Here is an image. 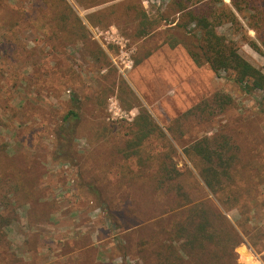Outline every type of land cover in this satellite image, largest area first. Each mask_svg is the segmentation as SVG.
Masks as SVG:
<instances>
[{"label":"trees","instance_id":"1","mask_svg":"<svg viewBox=\"0 0 264 264\" xmlns=\"http://www.w3.org/2000/svg\"><path fill=\"white\" fill-rule=\"evenodd\" d=\"M71 1L73 4L68 0H28V6H22L21 0H0V51L4 53L0 76L8 73L7 95H11L12 89L23 90L18 110L12 112L13 116L22 117L18 130L15 129V149L9 152V144L0 142V257L6 251L3 245H9L5 228L18 220L19 209L25 210L26 223L32 228L35 223L48 221L59 208L47 187L40 185L46 172L40 152H32L33 148H42L36 137L47 135L52 137L48 157L55 163L78 167L79 182L74 187L88 196L87 202H95L112 226L133 227L130 236L141 233L134 245L147 264H241L234 252L242 241L241 234L253 245L262 243L263 249L264 222L259 227L249 226V222L258 203L264 208V194L257 193L259 186L264 185V138L235 121L234 128L229 126L225 130L222 126L211 135L194 138L182 146L215 203L207 193H201L204 187L191 169L176 165L174 146L142 105H136L138 113L132 122H105L101 118L103 100L97 97L90 108L95 118L83 116L82 100L92 103V96L109 88L106 85L96 93L95 90L92 94L79 93L73 84L84 82L67 52L68 47L79 44L101 68L108 65V57L91 38L87 24L96 27L113 24L125 33L131 28V34L139 39L164 26V43L170 47L183 46L197 66L206 64L215 73L227 72L246 93L264 91V71L239 52L233 39L218 31L222 23L237 19L233 11L222 0H170L154 14L143 6L142 0ZM232 1L242 11L241 2ZM245 1L251 3L247 9H256L255 0ZM216 4L219 9L214 7ZM74 6L87 10L85 21ZM129 15L132 18L127 20ZM25 29L34 34L31 45L21 39L20 33ZM245 39L259 49L254 40ZM259 41L264 47L263 36ZM16 58L17 64L32 61L31 68L12 70ZM65 90H68V98L63 101L66 111L49 117L50 110H44L39 102L46 96L59 97ZM232 104L231 95L217 91L189 111L213 115ZM30 110L44 111L39 125H34ZM0 124L4 122L0 120ZM84 131L91 133L87 135L93 142L88 141L80 152L75 140L84 136ZM153 138L161 142V149L151 148ZM243 139L250 144L242 147ZM259 144L263 146L257 147ZM116 171L119 178L114 181ZM124 187L131 198L123 193ZM220 207L226 211L237 209L235 225ZM89 241L84 234L72 243L86 246L84 253L90 254L93 248L88 246ZM131 243L132 240L127 245L118 240L116 248L124 256L133 247ZM65 245L71 249L70 242ZM33 251L36 253L35 247ZM72 260L71 264H100L93 256ZM22 261L0 258V264H23Z\"/></svg>","mask_w":264,"mask_h":264},{"label":"rangeland","instance_id":"2","mask_svg":"<svg viewBox=\"0 0 264 264\" xmlns=\"http://www.w3.org/2000/svg\"><path fill=\"white\" fill-rule=\"evenodd\" d=\"M68 1L72 3L71 0ZM169 1L142 0V4L148 10L150 9V13L154 14ZM222 1L233 11L237 19L234 22L222 23L218 26V31L225 34L227 38L233 39L239 52L252 64L264 71V47L259 41V37H264V0H255L256 9L250 10L247 9L251 6L250 2L235 0L241 2L243 9L240 12L242 13L235 8L232 0ZM21 2L22 6H28V0H21ZM217 6L220 5H214L215 8L219 9ZM76 11L85 21L84 14L87 10L76 8ZM260 11H263L262 14ZM261 17L263 18L261 19ZM130 18H132L131 15L127 20ZM110 26L116 28L121 35L127 38V46L132 50L126 60L130 61L129 65L126 66L119 60L120 53L116 45L106 43L100 36L97 37L93 30L96 26L89 24H87V28L90 36L106 52L108 65L99 68L79 44L67 48V52L70 54L69 61L84 82V84L81 82L73 84L79 93L92 94L94 90L96 93L99 89H104L107 86L109 88L99 93L98 96H92V103L82 100L83 107L80 110L83 116L95 118L90 108L96 104L95 99L97 97L103 100L100 105L102 107L101 118L105 122H132L138 113L136 105H142L174 146L173 159L176 165L179 168L187 166L191 169L193 176L204 187V191L201 193H207V197L216 203V199L202 183L191 161L183 153L182 146L194 138L211 135L222 129V126L225 130L229 126L234 128L235 121L242 123L243 129L254 131L264 138V91L255 90L246 93L232 81L227 72L215 73L206 64L197 66L183 46L170 47L164 43V26L141 39L131 34V28L126 30L129 33H125L124 29L113 24L98 26L97 28L107 29ZM20 36L25 44L31 45L34 34L29 29L21 32ZM245 38L254 40L259 49L252 47L247 41L248 39ZM3 54V50L0 51V65L1 60H4L2 59ZM17 60L18 58L12 61V70L18 67L21 70L31 68L32 61L17 64ZM7 77L8 73L0 76V120L4 122V124H0V142H7L9 144L8 151L12 152L15 149V129L18 130L17 125L22 118L21 116H13L12 112L18 110L19 99L23 90L12 89L11 95H7ZM217 91L225 92L233 97V104L225 111L213 115L206 111H189L200 101L211 98ZM67 98L68 90H65L59 97L55 95L46 96L38 105L44 110H50L49 117H54L56 114L60 116L66 111V105L64 106L63 101H66ZM110 108L117 112L119 109L118 114L112 115ZM28 113L35 119L34 125H39L42 122L41 117L44 116V111L33 113L30 110ZM94 120L97 121L98 118ZM84 133V136L80 135L75 140L80 152L86 148L88 141L93 142L87 135L91 133L88 131H84ZM51 139L52 137L48 135L36 137L37 142L42 144V148H33L32 152H40L42 157L40 160L46 170L41 177L40 185L45 189L47 187L49 196L56 199L59 208L54 211L48 221L35 223L36 225L32 228H29L26 223L25 210L19 209L18 220L5 228L9 245H3L7 252L3 251L0 258H21L23 264H31L32 262V264H49L54 261H57L58 264H71L70 260L72 259L69 260V257L75 261L77 258H91L93 256L100 264H147L145 259L136 253L138 249L134 245V242L138 240L137 236L141 233H135V235L132 233L130 236L129 233L133 227L112 226L104 212L96 207L95 202L90 199V202H87L88 196L81 189L74 187L79 182L78 167L75 168L68 163H55L48 157L47 151L50 149ZM246 141V139L241 141L242 147L250 144ZM262 146L259 144L257 147ZM161 147V142L153 138L151 148L158 150ZM245 159L246 157H243V160ZM114 173L116 174L114 181H116L119 174L117 171ZM123 190L124 194L130 196L126 187ZM134 190V188L131 190V195ZM257 193L259 195L264 194V185L259 186ZM220 210L235 225L239 216L237 209L233 208L226 211L220 207ZM251 213L253 218L249 222V226H262L264 222L262 205L258 203ZM84 234L89 236L88 246L93 248L90 254L84 253L86 246L80 247V244L75 246L72 243V240L79 239ZM241 235L242 241L234 248L238 262L253 264V258H264V248H260L262 243L258 242L257 245H253L245 235ZM118 240H122V243L126 245L132 240L133 247L124 256L123 251H118L116 248ZM67 242H70L71 249L65 245ZM33 247L36 248V253H34ZM31 258L36 259L31 260Z\"/></svg>","mask_w":264,"mask_h":264},{"label":"built area","instance_id":"3","mask_svg":"<svg viewBox=\"0 0 264 264\" xmlns=\"http://www.w3.org/2000/svg\"><path fill=\"white\" fill-rule=\"evenodd\" d=\"M94 33L96 36L102 37V39L106 43H112L116 45V47L119 49V60L122 61V64L129 65L130 61H126L128 59L129 54L132 52L131 49L127 46V38H125L123 35H121L116 28H113L112 26L108 27L107 29H99L94 28ZM123 57L125 58L123 60ZM121 63V62H120ZM113 107V103H112ZM110 111L112 112V115L118 114L116 110H113V108H110ZM253 264H264V258H253L252 260Z\"/></svg>","mask_w":264,"mask_h":264},{"label":"bare ground","instance_id":"4","mask_svg":"<svg viewBox=\"0 0 264 264\" xmlns=\"http://www.w3.org/2000/svg\"><path fill=\"white\" fill-rule=\"evenodd\" d=\"M249 256H251V254L249 253Z\"/></svg>","mask_w":264,"mask_h":264}]
</instances>
